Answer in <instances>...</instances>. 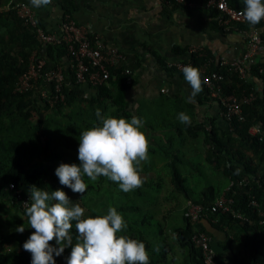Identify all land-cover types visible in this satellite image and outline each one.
Listing matches in <instances>:
<instances>
[{"label": "trees", "instance_id": "trees-1", "mask_svg": "<svg viewBox=\"0 0 264 264\" xmlns=\"http://www.w3.org/2000/svg\"><path fill=\"white\" fill-rule=\"evenodd\" d=\"M188 1H196L203 6L206 2ZM228 1L233 7L244 10V0ZM209 9L214 11L217 20L220 12L214 8ZM237 25L239 28L252 26L248 23ZM219 27L224 32H234ZM254 27L258 29L264 42V20ZM33 54L44 61L42 71L60 67L63 76L60 91L56 92L52 83L50 86L47 84L50 88L48 94L42 96L39 92L40 82L30 90L15 91V83L29 69ZM256 56L257 59L246 62L244 76H240L230 66L220 64L213 65L206 71H216L223 76L221 93L225 96L242 98L251 92L255 94L253 100L242 103L241 118L232 116L226 119L223 115L225 129L215 121L178 126L157 121V118L163 117L157 115V111L152 110L151 113L143 102L136 109L127 97L133 79L124 69L115 66V63L107 65L109 77L105 83L95 86L89 82H77L64 45H41L35 37L34 28L27 25L14 9L0 11V201L9 206V209L17 208L20 212H25L19 197L30 198L29 187L35 185L47 191L62 189L74 204L86 206L85 217L105 215L110 207H115L127 224V228L118 235H127L143 242L150 255L149 264H162L169 250L175 254L174 247L162 240V255L157 257L155 240L169 239L171 235L168 231L175 233L174 239H177V245L188 264H205L204 252L196 242L198 238H206L207 245L214 253V264H226L212 248L211 228L228 232L231 253L227 264H264V63L262 54ZM206 59L207 55L201 57L191 53L186 61L196 67ZM204 92L209 96L205 86ZM55 95L58 97L54 98ZM76 102L85 104L82 112L72 110L61 113L63 106H71ZM49 108L60 114H47L46 110ZM97 110L104 117L130 120L132 116H136L143 120L141 130L147 136L149 148L148 159L139 166L143 180L139 188L125 193L116 182L103 176L95 182L85 177L88 189L83 194L74 193L60 185L55 175V169L59 165L54 164V161L63 154L74 157L72 153H67L68 149L78 154L80 134L100 123L96 116ZM147 111L153 117L148 122L143 116ZM159 113L162 114L161 111ZM169 115L163 113V116ZM252 126H256L259 131L251 133ZM173 127L182 129L185 134L181 131L178 134L170 133V128ZM199 139L202 141L201 152L199 149L191 150L195 148V142L200 143ZM248 152L257 159L255 163L246 154ZM189 153L205 154L204 159L219 177L217 182L198 189L197 186L183 184L184 179L189 178L191 170L183 172L179 164L185 160L190 162ZM167 158L171 161L165 166L171 170L174 189L168 187L169 184L160 175L163 168L160 170L156 167L157 163ZM75 163L79 165V162ZM200 176L202 177V173ZM239 178H245L248 184L235 185L226 190L231 180ZM222 193L233 199L231 209L246 219L234 217L219 209L211 210L215 199ZM250 200H255L257 205H251ZM188 201L203 207L201 215L196 219L187 214ZM159 204L168 206L166 212L169 220L162 221L155 216V209ZM0 216V264H31V254L23 249V243L30 236L27 232L31 234L34 229L25 226L23 233L17 232V226H11L14 215L6 209L2 210V207ZM8 220L10 223L6 224ZM71 231L75 243V222ZM68 249L71 250L70 247ZM54 259L55 264L63 262L61 257ZM172 259L173 256L169 260Z\"/></svg>", "mask_w": 264, "mask_h": 264}, {"label": "crops", "instance_id": "crops-1", "mask_svg": "<svg viewBox=\"0 0 264 264\" xmlns=\"http://www.w3.org/2000/svg\"><path fill=\"white\" fill-rule=\"evenodd\" d=\"M19 3L33 9L37 21L46 31L59 34L64 14H68L77 24L83 25L91 37L99 40L102 49H117L121 58L115 66L124 69L133 79L127 97L136 109L143 102L151 113L152 110L157 111V115L163 117L157 118L160 122L184 125L178 119L183 112L190 117L191 125L215 121L222 129L226 128L221 106L205 94L203 83V90L193 97L183 71L169 66L174 61L187 62L191 53L201 57L207 55L205 62L195 67L202 78L213 65L229 66L232 60L242 58L245 35L220 29L213 10L196 1L193 6H185L164 0H50L47 5L34 7L31 0H0V11ZM248 28L250 26L244 27ZM261 58L264 63V53ZM149 111L143 114L147 122L153 118ZM164 112L170 114L169 117L163 116ZM255 128L252 126L250 132L253 133ZM179 131L185 134L182 129L170 128V133L178 134ZM199 140L200 143L195 142L194 146H201L202 141ZM191 150L195 151L196 148ZM246 154L253 158L254 163L257 161L252 153ZM188 157L190 162L185 160L179 164L181 171L191 170L189 178L184 179V185L197 186L198 189L217 182L219 177L204 159V153H189ZM170 161L167 158L157 163L156 167L160 170L163 168L160 175L169 184L168 187L174 189L171 170L165 166ZM153 202L157 204L155 200ZM167 209L168 206L162 204L157 207V219L169 220ZM210 231L212 248L218 258L224 260L223 263H229L228 232L216 228ZM170 235L169 239L156 238L154 246L159 249L157 257L162 255V240H166V244L174 247L175 254L167 250L162 264H188L177 245V239H174L175 233L171 232ZM171 256L173 259L169 260Z\"/></svg>", "mask_w": 264, "mask_h": 264}, {"label": "clouds", "instance_id": "clouds-1", "mask_svg": "<svg viewBox=\"0 0 264 264\" xmlns=\"http://www.w3.org/2000/svg\"><path fill=\"white\" fill-rule=\"evenodd\" d=\"M49 2L31 0L34 7ZM244 4L242 15L250 25L264 20V0H244ZM183 73L194 97L203 90L200 72L187 65ZM96 116L100 123L80 134L79 165L61 163L55 169L60 185L83 194L88 189L85 177L95 182L103 176L116 182L125 193L139 188L143 183L139 166L148 159L149 148L147 136L141 130L143 120L136 116L130 120L104 117L100 110L96 111ZM178 119L185 124L191 122L183 112ZM29 193L32 202L24 209L29 227L34 231L23 243V249L31 254V264H55L54 256L62 255L69 247L66 264H149L143 242L118 235L127 224L115 207H110L105 215L85 217V209L74 204L60 188L47 191L31 185ZM73 222L77 232L75 243L71 231ZM16 231L23 233L24 225L18 226ZM53 240L58 247L50 244Z\"/></svg>", "mask_w": 264, "mask_h": 264}, {"label": "built area", "instance_id": "built-area-1", "mask_svg": "<svg viewBox=\"0 0 264 264\" xmlns=\"http://www.w3.org/2000/svg\"><path fill=\"white\" fill-rule=\"evenodd\" d=\"M166 3H179L185 6H193L194 3L188 0H164ZM204 7L214 8L220 14L218 15L217 22L219 26L223 27L226 31L242 32L245 35V51L241 59H234L230 63V67L237 71L240 76L245 75V64L250 61L254 56L264 53V42L262 41L258 29L250 26L248 29L239 28L237 24H247L244 19L242 9L233 7L228 0H206ZM14 9L17 15L29 26L34 28L35 37L41 45L46 44H60L64 45L66 54L69 58V63L77 82H89L92 85L98 86L105 83L109 77L107 69L108 64L116 63L121 55L117 49H102L99 40L91 37L87 29L80 24H77L68 14H64L61 22V32L59 34L46 31L42 28L35 17L33 9L23 3L14 4L10 6ZM249 24V23H248ZM94 39V41H92ZM32 63L29 69L20 75L15 83V91L24 92L30 90L35 84L40 82V94L47 96L51 83L54 90L60 91V85L63 81V76L60 67L55 69L43 70L44 61L37 58L34 54L31 56ZM189 65L188 62L174 61L169 63V66L183 71L185 66ZM262 69H260L261 72ZM223 76L212 71L202 76V83L208 89L209 96L215 99L220 106H222V114L226 119L232 116L241 118L242 103L250 102L255 97L253 92L244 95L242 98L237 96H225L221 93V83ZM49 84L48 86H46ZM58 96L55 95L54 98ZM62 100V97L59 96ZM259 130L255 128L253 133ZM264 183V179H263ZM248 180L245 178L234 179L229 182L226 187L228 190L232 186H246ZM21 207L26 208L30 206L31 199L28 197H19ZM233 199L227 197L225 193L218 196L211 206L212 211L219 209L221 212H229L234 217L246 219L240 213L231 209ZM27 203V205L25 204ZM187 214L194 219L201 215L203 207L198 203L188 201ZM251 205H257L255 200H250ZM248 220V219H247ZM204 252L205 264H214L213 251L209 248L206 238H198L197 241Z\"/></svg>", "mask_w": 264, "mask_h": 264}, {"label": "rangeland", "instance_id": "rangeland-1", "mask_svg": "<svg viewBox=\"0 0 264 264\" xmlns=\"http://www.w3.org/2000/svg\"><path fill=\"white\" fill-rule=\"evenodd\" d=\"M84 107H85V104L84 103H78V102H76V103H74L71 106H63L60 111L63 114H65L68 111H72V110H79V111L82 112V110L84 109ZM46 113L49 114V115H51V116H56V115H59L60 114V112L59 113H58V111L56 112L55 110H53V108H49L48 110H46ZM34 119H36V117ZM195 148H196V151H198V149L201 151L200 145L196 144L195 145ZM184 151H185V148H184ZM187 151H189V150H187ZM67 153H72L74 155V157L72 155H69L68 156L67 154H63L62 156H60L59 159H57V160L54 161V164H56V165H60L61 163L73 164V163H75V161L76 162H79L78 156H77L78 154L75 153V151L68 149V152ZM0 207H2V210L6 209V210L9 211L10 214L14 215V217H13V222L14 223L11 224V226L15 225V226L18 227V226H20V225L23 224L24 227L27 226L28 228H30L29 227V223H28V218H27V216H26V214H25L24 211L23 212L22 211L20 212L17 208H15V209L10 208L9 209V206H6V204L5 203H2V201H0ZM83 208L85 209V213H87L86 206H83ZM3 223H5V222H3ZM9 223H10V221L8 223H6V224H9ZM170 233H171V231H170ZM27 235H30L29 234V231L27 232ZM76 240L77 239H75L74 242H76ZM50 244L53 247H58V245H56L55 240L51 241ZM70 251L71 250H69L68 248H65V250H64V252H63L62 255H60V256H54V257H58V258L61 257V261H63L61 263L62 264H65L66 263V258L69 256Z\"/></svg>", "mask_w": 264, "mask_h": 264}]
</instances>
